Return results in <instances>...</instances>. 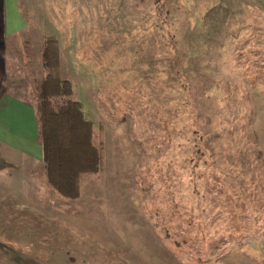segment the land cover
<instances>
[{"label": "rangeland", "instance_id": "374dc122", "mask_svg": "<svg viewBox=\"0 0 264 264\" xmlns=\"http://www.w3.org/2000/svg\"><path fill=\"white\" fill-rule=\"evenodd\" d=\"M48 38L103 158L73 200L42 160ZM0 264H264V0H0Z\"/></svg>", "mask_w": 264, "mask_h": 264}, {"label": "trees", "instance_id": "16d2710c", "mask_svg": "<svg viewBox=\"0 0 264 264\" xmlns=\"http://www.w3.org/2000/svg\"><path fill=\"white\" fill-rule=\"evenodd\" d=\"M42 60L45 76L36 87L35 105L42 160L51 190L73 200L80 195L81 176L101 170L102 152L92 122L72 98L71 83L60 76L61 55L54 39L45 41Z\"/></svg>", "mask_w": 264, "mask_h": 264}, {"label": "crops", "instance_id": "0c3cea01", "mask_svg": "<svg viewBox=\"0 0 264 264\" xmlns=\"http://www.w3.org/2000/svg\"><path fill=\"white\" fill-rule=\"evenodd\" d=\"M14 5H17V3L15 2ZM41 153H42V151H41Z\"/></svg>", "mask_w": 264, "mask_h": 264}]
</instances>
